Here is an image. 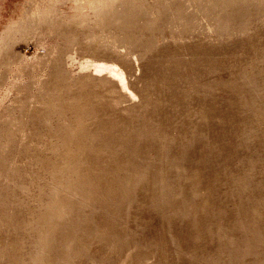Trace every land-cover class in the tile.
<instances>
[{
	"label": "rangeland",
	"instance_id": "1",
	"mask_svg": "<svg viewBox=\"0 0 264 264\" xmlns=\"http://www.w3.org/2000/svg\"><path fill=\"white\" fill-rule=\"evenodd\" d=\"M143 1L151 4L159 0ZM216 1H188L187 10L195 14L194 24L186 33L192 31V34L180 43L169 41L174 27L166 26L151 48V55L145 57L141 47H137L134 54L121 49L126 57L123 61L130 56L138 58L128 71L137 74V78H132L141 89V95L158 99L161 92L154 86L148 87L155 82L165 86L164 89L174 90L179 105L177 124L163 119L148 143L130 146L115 145L120 135L110 133L109 143L105 144L108 152L102 154L104 158L92 156L86 163L76 160L86 158L88 152L83 151L81 143L73 142L66 148L64 157L57 156L43 165L49 171L45 180H53L54 175H58L53 172L56 164L64 165L63 177L70 179L71 186L78 189V199L72 200L71 210L62 220L66 231L57 230L56 240L46 252L43 264H198L199 261L264 264V73H259L257 79L251 76L256 68L252 57L262 58L259 65L264 66V21L257 18V14L263 16L264 12L252 10L248 0L241 2L243 6H225L228 0H219L224 3L222 9ZM43 2L51 3L48 0H0V103L4 104H0V118H5L7 113L19 114L11 104L28 96L27 91L19 93L8 89L16 78L19 61L27 65L20 80L28 87L33 86L30 69L35 55H25L27 51H36L46 59L55 47L61 48L60 63H66L68 56L74 53L75 62L67 64L69 82L78 76V62L100 51L97 46L90 49L67 44L62 37L61 32L66 29H74L81 35L98 31L95 11L86 6L81 17L83 23H77L74 21L76 4L69 0L54 4L48 11L55 17V33L44 23L34 30L27 25L6 36L13 25L23 24L25 20L28 23L27 13L32 3ZM240 15L246 18L237 19ZM220 18L237 26L244 20L250 28L242 37L234 36L237 31H233L228 33L229 39H221L216 35ZM141 21L149 20L142 17ZM69 22L72 25L67 24ZM155 22L160 21L156 18ZM76 26L84 28L76 29ZM3 39L6 43L2 49ZM173 55L181 60L174 67V72L179 74L168 81L162 76L164 70L159 62L171 60ZM191 67L195 72L193 85ZM43 74L49 80L46 72ZM234 83L244 95L237 93ZM249 88L261 93L257 95V90L249 93ZM95 91L99 104L118 96L117 89L111 85ZM31 93L37 94V91L33 88ZM5 94L8 97L5 98ZM165 98H169V103L161 110L164 118L173 101L172 94L167 93ZM42 107L48 109L47 104ZM103 113L105 118L115 114L110 109ZM92 121L89 119L82 125ZM31 124L30 118L27 127ZM10 128L12 124L2 132V137ZM173 135L176 139L169 143ZM64 149L65 144H60L57 151L61 153ZM13 157L21 159L18 154ZM177 163L181 169L175 171ZM243 179L248 183L246 187ZM91 181L95 184L92 191L88 185ZM1 198L2 191L0 209L9 205L1 202ZM36 210L32 207L30 213ZM28 217L26 210L16 211L11 221L14 240L24 236L28 225L44 224L40 220L31 225ZM67 232L72 233L66 241L72 249L63 252L68 248L62 249ZM6 237L0 235V241L4 243Z\"/></svg>",
	"mask_w": 264,
	"mask_h": 264
},
{
	"label": "bare ground",
	"instance_id": "2",
	"mask_svg": "<svg viewBox=\"0 0 264 264\" xmlns=\"http://www.w3.org/2000/svg\"><path fill=\"white\" fill-rule=\"evenodd\" d=\"M48 1L51 2L50 5H46V2L32 3L29 7L31 11L27 13L28 23L25 20L23 24L20 22L18 26L17 24L13 25L7 31L6 36L23 30L27 25H31L34 30L43 26L44 23H47L51 27L50 31L54 32L56 30L55 17L50 16L48 11L54 4L59 5L68 0ZM69 1L76 4L74 21L77 23H83L81 17L86 6L95 11L98 31L94 33L85 32L81 35L78 32L75 33L74 29H66L62 30V37L67 44H79L90 49L97 46L100 51L90 56L86 54V58L79 62L76 61L78 62V76L72 82H69L67 64L70 65L75 62V55L74 53L70 56L67 55L69 58L66 63H60L58 59L61 48L55 47L46 59L38 56L36 51H27L25 55H35L34 66L30 69L32 78H34L32 87H28V84L25 85L20 80L26 72L27 65L23 64L22 61L17 64L16 78L11 81L8 89L19 93L27 91L28 96L19 100L16 99L11 104L15 108L14 112H19V114L10 115L7 113L5 118H0V166L4 168V170L0 168L1 202L9 204L0 209V235L7 236L4 243L0 241V264H43L46 261V252L53 247V240H56L54 236L57 234V230L66 231L62 220L67 217V211L71 210L70 203L72 200L75 197L78 199V189L76 186H71L72 181L70 179L63 177L64 165L56 164L53 172L58 175H54L53 180H45L49 171L45 170L44 164L50 163L57 156L58 158L64 157L66 148L73 142L81 143L84 147L83 151L88 152L86 158L79 157L77 162L86 163L90 161L92 156L104 158L102 154L108 152L105 144L109 143L108 135L110 133L120 135V139L114 143L118 146L148 143L150 136L155 133L157 124L163 119L172 124H177L179 120V105L174 90L168 89V87L164 89L165 86L155 82L156 84H150L148 87L154 86L156 90L161 92L158 99L153 100L148 95H141V89L135 83L137 74H131L128 71V67L134 66L138 58L130 56L123 61L122 58L125 59L126 57L124 50L121 49H125L127 52L131 51L134 54L136 48L141 47L145 57L151 55V48L157 44V37L163 35L166 26L176 28H172L169 41L180 43L185 36L192 34V31L186 34L193 27V16L195 15L187 10L189 0H166L164 2L159 0L151 4L143 0ZM243 1L245 0H228L225 6L229 4L243 6L241 3ZM248 1H250L248 3L252 10L264 12V0ZM216 4L219 9L224 7V3L219 0L216 1ZM142 11L146 13H142ZM154 13H156L155 16ZM142 17L148 19L149 23L145 21L142 23ZM156 18L160 24L155 22ZM242 18H246V15L237 17V19ZM257 18L264 21V15L257 14ZM165 19L167 21H164ZM219 22L216 35L225 40L229 39L228 36L230 37L229 34L233 31H237L233 33L234 36L242 37L250 28L249 23L244 20H241L238 26L226 19L222 21L220 18ZM67 24L72 25V22ZM75 28L84 27L76 26ZM172 34L175 36L172 37ZM5 43L6 39H3L2 49L5 48ZM252 58V62L255 63L252 65L256 68L251 76L257 79L259 73H264V66L259 65L263 59ZM170 59L159 62L161 69L166 72L165 75L163 72L162 76L168 81L172 80L173 77L176 78V75L179 74L174 72V67H176L177 62H181L176 55L170 56ZM51 61L52 63H50ZM192 62L195 63V61ZM10 64L12 63L9 62L7 65L10 66ZM45 72L49 80L43 74ZM190 73L193 85L194 68L191 67ZM71 75L74 76L72 73ZM132 76L135 78L133 79ZM141 81H144V78ZM108 85L117 89L118 96L111 97V100L106 104L97 103L98 95L95 90ZM238 87L236 83L233 84L237 93L244 95L243 90H240L239 93ZM33 88L37 94L31 93ZM256 90L249 88L247 92L251 93ZM167 93L172 94L173 101L169 104L171 107L167 117L164 118L161 110L169 103V98H165ZM260 93L261 90H257V95ZM5 95V98L8 97L7 94ZM56 102L58 103L56 104ZM0 104L1 106L4 105L3 102ZM46 104L48 109L42 107ZM105 109H110L115 114L105 118L103 116ZM38 116L41 117L37 118ZM30 118L32 124L28 128L27 124ZM89 119H93V121L89 125L83 126L82 123ZM11 124L13 128H10V132L2 137V132ZM105 139L107 141L103 142ZM175 139L174 135L170 136L169 143ZM60 144H65V149L58 153L57 148ZM13 154L20 155L21 159L11 158ZM179 169H181V165L177 163L174 170L178 171ZM247 184V181L243 179L244 187ZM88 185L92 191L94 182H88ZM32 207L37 208V210L30 213ZM62 207L67 210L62 209ZM18 209L27 211L31 225L40 220H43L44 224L36 227L28 225L24 230V236L14 240V235L11 236L12 231H14L11 227V221ZM71 234V232L66 234L67 238H65L62 249L64 250L65 246L68 248L63 252L72 249V246L66 242ZM198 264L205 263L199 261Z\"/></svg>",
	"mask_w": 264,
	"mask_h": 264
}]
</instances>
